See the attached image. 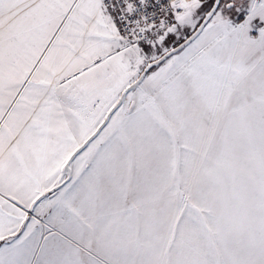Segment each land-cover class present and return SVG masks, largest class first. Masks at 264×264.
Here are the masks:
<instances>
[{"label": "snow or ice", "instance_id": "6c2138e0", "mask_svg": "<svg viewBox=\"0 0 264 264\" xmlns=\"http://www.w3.org/2000/svg\"><path fill=\"white\" fill-rule=\"evenodd\" d=\"M0 264H264V0H0Z\"/></svg>", "mask_w": 264, "mask_h": 264}]
</instances>
